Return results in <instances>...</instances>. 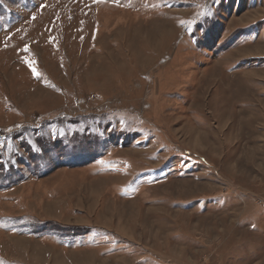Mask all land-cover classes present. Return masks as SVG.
<instances>
[{
	"label": "rangeland",
	"instance_id": "rangeland-1",
	"mask_svg": "<svg viewBox=\"0 0 264 264\" xmlns=\"http://www.w3.org/2000/svg\"><path fill=\"white\" fill-rule=\"evenodd\" d=\"M0 264H264V0H0Z\"/></svg>",
	"mask_w": 264,
	"mask_h": 264
},
{
	"label": "snow or ice",
	"instance_id": "snow-or-ice-1",
	"mask_svg": "<svg viewBox=\"0 0 264 264\" xmlns=\"http://www.w3.org/2000/svg\"><path fill=\"white\" fill-rule=\"evenodd\" d=\"M33 19H34V18H33ZM24 51H25V52L28 51L27 47H25ZM33 71L35 72V69H33Z\"/></svg>",
	"mask_w": 264,
	"mask_h": 264
}]
</instances>
